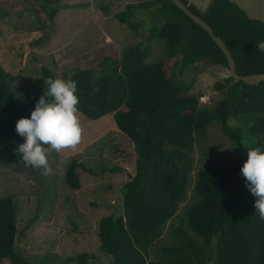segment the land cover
I'll return each mask as SVG.
<instances>
[{
	"label": "trees",
	"instance_id": "1",
	"mask_svg": "<svg viewBox=\"0 0 264 264\" xmlns=\"http://www.w3.org/2000/svg\"><path fill=\"white\" fill-rule=\"evenodd\" d=\"M182 1L222 38L239 74L264 73V52L258 48L264 42V21L251 18L232 0H212L204 11ZM155 2L160 3L155 10L161 20L149 28V38L166 40L165 59L148 63L147 50L134 44L125 47L119 58L105 57L97 73L80 69L65 78L77 82L78 114L91 120L112 114L136 154L135 173L123 186V212L100 219L99 248L111 264H208L211 259V264H264V219L255 212V198L240 172L248 149H264V81L249 85L228 75L218 86L224 88L223 98L213 106L201 105L191 91L194 77L178 79L176 68L182 72L198 63L227 67V59L208 32L173 1ZM142 5L146 4H129L115 17L138 30L136 18ZM101 7L107 11L104 4ZM61 8V0H0V20L32 12L35 28L26 45L41 47L55 32L54 19ZM42 74L46 83L56 79L46 67ZM17 89L14 78L0 66V160L8 155L26 165L18 150L24 141L15 123L27 118L36 102L24 89L19 94ZM241 116L250 123L248 134L230 123V117H236L242 124ZM215 121L234 151L214 154L203 163L193 189L196 200L186 209L185 220L175 224L173 242L159 247L158 260H149V249L186 195L196 136ZM82 167L75 157L68 162L64 182L69 188L80 189ZM119 170L102 168L111 173ZM38 219L36 212L25 227ZM186 231L201 242L189 238ZM17 234L16 206L11 198L0 197V262L35 264L15 250ZM211 245L214 252L209 257ZM90 258L81 253L77 264H88Z\"/></svg>",
	"mask_w": 264,
	"mask_h": 264
},
{
	"label": "rangeland",
	"instance_id": "2",
	"mask_svg": "<svg viewBox=\"0 0 264 264\" xmlns=\"http://www.w3.org/2000/svg\"><path fill=\"white\" fill-rule=\"evenodd\" d=\"M254 19L264 21V0H232ZM212 0H188L196 9L204 11ZM144 3L138 10V30L121 23L115 14L129 4ZM102 4L107 11L102 9ZM147 4L149 7H147ZM155 0H61L62 8L56 15L55 32L47 45L31 48L26 40L34 31V15L27 11L0 20V66L14 78L18 94L24 89L34 102L47 92L42 74L46 67L55 78H67L80 69L97 73L105 57L119 58L122 50L141 44L147 50L146 62L167 57V42L149 38V28L161 18L155 10ZM194 77L192 93L199 96L201 105L213 106L224 96L228 69L222 65L206 66L198 63L184 71L179 67L175 75ZM16 90V91H17ZM82 129L80 142L75 147L48 154L49 174L42 169L24 165L15 157L0 160V197H9L16 206L18 234L14 248L26 260L35 264H77L78 255L88 253V264H111V258L101 252L98 238L100 219L108 214L123 212V186L135 173L136 154L132 142L116 127L112 114L91 120L78 114ZM243 133L249 131L247 116L230 117ZM246 134V136H247ZM234 145L222 132L217 121L205 133L196 136L194 168L189 175L187 192L179 203L176 214L164 227L162 236L149 249L148 259L158 260L160 246L173 242V229L179 219L185 220L186 209L196 200L193 189L197 172L214 154L232 153ZM83 164L79 169L81 187L69 188L64 182L65 169L71 158ZM118 166L121 170L103 172V167ZM39 219L29 228L28 220L36 213ZM189 238H200L186 231ZM201 242V241H200ZM209 257L213 247H208ZM212 259L208 260L211 264ZM0 264H10L4 259Z\"/></svg>",
	"mask_w": 264,
	"mask_h": 264
},
{
	"label": "clouds",
	"instance_id": "3",
	"mask_svg": "<svg viewBox=\"0 0 264 264\" xmlns=\"http://www.w3.org/2000/svg\"><path fill=\"white\" fill-rule=\"evenodd\" d=\"M258 48L264 52V42L259 43ZM47 85V92L37 100L30 115L15 123V131L24 141L18 145V150L25 164L42 169L44 175L51 171L47 158L49 152L75 147L82 132L78 118L77 82L50 78ZM240 172L245 178V186L255 198V212L264 219V149H248Z\"/></svg>",
	"mask_w": 264,
	"mask_h": 264
},
{
	"label": "water",
	"instance_id": "4",
	"mask_svg": "<svg viewBox=\"0 0 264 264\" xmlns=\"http://www.w3.org/2000/svg\"><path fill=\"white\" fill-rule=\"evenodd\" d=\"M171 1H173V3L184 13H186L196 24L200 25L204 30H206L211 38L215 41V43L219 46V48L223 51L228 63L227 69L229 76H231L235 81H243L244 83L249 85L264 81V73H253L246 75L239 74L236 70V64L231 52L227 48L222 38L213 33L210 25L203 18L191 11L188 5H186L182 0Z\"/></svg>",
	"mask_w": 264,
	"mask_h": 264
}]
</instances>
